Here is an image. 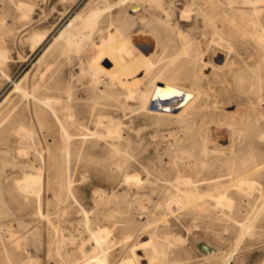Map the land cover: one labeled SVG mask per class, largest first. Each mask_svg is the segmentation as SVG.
<instances>
[{
    "label": "rangeland",
    "instance_id": "1",
    "mask_svg": "<svg viewBox=\"0 0 264 264\" xmlns=\"http://www.w3.org/2000/svg\"><path fill=\"white\" fill-rule=\"evenodd\" d=\"M119 1L0 0V50L7 54L3 69L9 76L0 85V264H149L136 259L148 249L139 245L151 238L167 254L159 264H210L202 259V245L217 249L211 260L264 264V43L256 41L264 23L255 27L236 15L252 9L250 0H213L216 8L209 0ZM90 15L95 27L86 23ZM71 24L77 38L91 36L79 54L62 52L61 35ZM127 37L138 46L112 47ZM155 52L159 67L186 60L192 80L177 82L200 91L201 107L181 117L153 116L143 98H127L126 85L111 83L115 93L90 91L92 63L128 76L146 69V57ZM151 74L139 87L149 86ZM50 81L60 82V127L47 118L31 123L33 99L17 90L22 85L38 95ZM69 96L72 110L63 105ZM17 116L27 119L24 133L13 123ZM61 123L72 135L68 156ZM115 127L120 136L108 137ZM38 173L41 192L35 183L23 184L26 175ZM220 176L226 179L222 186L179 183ZM241 179L254 181L255 188L236 190ZM185 191L206 196L187 202ZM223 192L231 208L213 199ZM99 228L111 234L100 246L91 234Z\"/></svg>",
    "mask_w": 264,
    "mask_h": 264
},
{
    "label": "bare ground",
    "instance_id": "2",
    "mask_svg": "<svg viewBox=\"0 0 264 264\" xmlns=\"http://www.w3.org/2000/svg\"><path fill=\"white\" fill-rule=\"evenodd\" d=\"M127 0H121L117 3V5H122L125 4ZM211 7L212 8H216L218 7L217 3H214L213 0H209ZM89 2V1H88ZM227 2L229 4H234L237 3V1L234 0H227ZM109 4V3H108ZM248 4L250 5L249 8H252L250 10H244V9H239L237 10V14L241 15V17L244 19L245 17L247 18V22L251 23L252 25H254L255 27L259 26V22L262 21L264 23V1L263 0H250L248 2ZM187 5V4H186ZM21 6V5H20ZM190 6V5H189ZM188 6V7H189ZM24 10L28 7H26L25 5H23ZM19 8V7H18ZM21 8V7H20ZM142 8V7H141ZM187 8V7H186ZM189 8H187L188 10ZM191 9V7H190ZM189 9V11H190ZM22 10V8H21ZM29 10V8H28ZM31 10V9H30ZM186 10V9H185ZM135 11V10H134ZM171 11V10H170ZM173 11V10H172ZM188 11V12H189ZM30 12V11H28ZM186 12L187 11H183L182 13V17L186 16ZM26 15L28 14L27 11L25 13ZM24 14V15H25ZM140 14V11L136 14H134V16H137ZM172 14L175 15V13L173 12ZM217 14V13H216ZM25 15V16H26ZM96 15V14H95ZM95 15H90L86 19V23L87 25H90L91 27H95V22L93 21V17ZM168 15V13H167ZM27 17V16H26ZM132 17V16H131ZM226 18H228V15H225ZM234 17V15H233ZM233 17H230L228 19L234 20ZM130 18V17H129ZM26 19V18H25ZM126 20V19H125ZM129 20V19H128ZM181 21L184 22V19H181ZM73 22V21H72ZM84 22V21H81ZM195 22V21H194ZM125 23V21H124ZM145 23V22H144ZM143 23V24H144ZM234 23V22H233ZM261 23V22H260ZM70 24V23H69ZM82 24V23H81ZM85 24V23H83ZM131 24V23H130ZM113 25V24H112ZM146 25V24H145ZM85 26V25H84ZM73 24H71L69 26V29H67V31H64V33L61 35V38L65 39V46L63 47V53H68L70 52L72 49H77V51L80 50L81 45L83 44V41L86 39H89L91 36L88 35H80V38H77L76 35L72 34V30H73ZM87 28V27H86ZM85 28V29H86ZM89 28V27H88ZM87 28V29H88ZM125 26L122 27L120 26L121 32H123L125 29ZM142 28V27H141ZM86 29V30H87ZM112 29V27H111ZM189 29V28H188ZM85 30V31H86ZM134 30V28H133ZM76 31V30H75ZM80 31V30H79ZM81 31H84L81 30ZM84 31V32H85ZM113 31V29L111 30ZM110 31V32H111ZM119 32V30H117ZM67 33V34H66ZM87 33V32H86ZM182 33V32H181ZM76 34V33H75ZM79 34V33H78ZM82 34V33H81ZM88 34V33H87ZM115 33H112V39L114 38ZM128 34V33H127ZM124 35V34H123ZM126 35V34H125ZM130 35V34H129ZM110 36V34H109ZM131 36V35H130ZM124 37V36H123ZM253 37H255L253 35ZM130 38V37H129ZM146 38V36H145ZM56 39V38H55ZM133 39V37H132ZM135 39V38H134ZM255 39V38H254ZM60 41V38L57 39L56 43L58 44V42ZM131 41V40H130ZM128 37L127 38H123L121 39V41L118 42V44H116L115 46H112L113 48L117 49V48H121L124 47L128 44H130L131 46H135L132 45L130 43ZM134 41V40H133ZM145 41V40H144ZM203 41V40H202ZM258 43L262 44L264 43V34H257V40ZM109 41L103 40L102 41V45H106L108 44ZM132 42V41H131ZM93 44V43H92ZM46 45V44H45ZM192 43L190 42L189 44L186 45L185 49L192 47ZM138 46V45H136ZM86 47V46H85ZM144 49V48H142ZM186 51V52H187ZM80 52V51H79ZM185 52V51H184ZM185 52V53H186ZM199 52V51H198ZM201 52V50H200ZM188 53V52H187ZM202 53V52H201ZM261 53V52H259ZM79 54V53H77ZM156 52L152 53L150 55H148L145 59V62H147L149 64V66L144 69V70H138L137 72L130 74L128 76H119L116 74L111 73L110 71H108L107 69L103 68L100 64H94L92 63L91 66H89V68H92L86 71L90 72V78H91V85H89L90 91L92 92V94L95 95H103L105 94L107 91V89H112L110 91H112L113 93H115V89H113L112 87H110L113 82L120 84V86H128L126 87L129 91L126 92V95L128 94L127 98H133L136 97L137 99L139 97L144 99V104H143V108L145 110V112L149 115H153V116H173V117H181V116H186L190 113L193 112V110H195L198 107H201L200 104V99H201V93L200 91H195L193 89H188L184 86H181L178 82L177 79L178 78H188L191 79V73L190 76L187 73L186 70H184L183 66L184 64H186V60L184 61H178V58H173L170 60V62L166 65H162V66H157L156 62H154V56L156 57ZM7 54H5L2 50H0V85L2 84V82L4 81V79H9L8 74L6 73V71L3 69L4 67H7V61H6V56ZM179 55V54H178ZM186 55V54H185ZM199 55V54H198ZM158 56V55H157ZM180 56V55H179ZM197 56V55H196ZM195 56V57H196ZM204 56V55H203ZM60 57V52L56 55H54V59L52 60V63H47L46 66L51 68V66L58 61ZM204 58V57H203ZM229 58V57H228ZM195 58H191V61H193ZM198 60V59H197ZM260 60V59H259ZM200 61V59L198 60ZM204 61V60H203ZM197 63V62H196ZM210 63V62H209ZM191 64V63H189ZM195 64V62H194ZM206 64V63H205ZM212 64V63H211ZM207 65V64H206ZM209 65V64H208ZM207 65V67H209ZM215 64L211 65V68H215L213 67ZM191 66V65H190ZM196 67V66H195ZM203 67L205 68V66L203 65ZM217 67V66H216ZM88 68V67H87ZM203 68V69H204ZM219 68V67H218ZM187 69V68H186ZM202 69V68H201ZM202 69V70H203ZM83 70V69H82ZM189 70V69H188ZM196 70V69H195ZM217 70V69H214ZM85 71V70H84ZM191 71V70H190ZM204 71V70H203ZM202 71V72H203ZM213 71V70H212ZM220 71V70H219ZM237 71V70H235ZM154 73V75L151 74V76H153L151 80V82L149 83V86H145V87H139V82H142V79L148 75L149 73ZM193 72V71H192ZM85 74V72H81V74ZM195 73V71H194ZM143 74L142 78H139V76H141ZM235 75V73H233ZM16 75V74H15ZM37 75V74H36ZM35 75V77H36ZM201 75V74H199ZM212 75V73H211ZM210 75V76H211ZM217 75V74H216ZM199 77V76H198ZM198 77H194V81L196 84H198ZM18 78V77H17ZM151 78V77H150ZM193 78V77H192ZM201 78V77H200ZM209 78V77H208ZM149 79V78H148ZM204 79V78H203ZM202 79V80H203ZM192 80V79H191ZM205 80V79H204ZM112 83V84H111ZM203 83V82H202ZM201 83V84H202ZM203 85V84H202ZM205 87V86H204ZM60 82H47L45 84H43L41 86V88L39 89L38 95H35L34 93L32 94V92L28 91L27 89H24L22 85H17V90L19 92H21L23 94V96L25 98H32L33 99V103L32 105L33 110L31 111V119L30 122L31 123H39L42 124L44 122L43 119L47 118L48 120L52 119V121H54V125L55 126H59L60 127V116H59V108L60 107ZM202 88V87H201ZM206 89V88H205ZM204 89V90H205ZM208 93V92H207ZM206 90H205V94ZM203 94V93H202ZM6 95V94H5ZM201 95V96H200ZM110 98V97H109ZM71 99L70 96L68 98L67 101L63 102L64 105V109L66 110H72V108H74V106L70 103ZM94 101V100H93ZM98 103V102H97ZM134 104V103H133ZM254 106V105H252ZM256 107V106H254ZM261 107V106H260ZM176 109L178 110L176 112ZM90 112V111H89ZM103 113V112H102ZM104 114H102L103 116ZM262 115V114H261ZM104 117V116H103ZM101 118V117H100ZM98 119L99 121H101V119ZM107 118V117H106ZM96 119V120H97ZM105 119V118H104ZM97 120V121H98ZM110 120V119H109ZM27 119H20V117H15L13 120V123L15 125H17L18 128V132H23L28 126L26 125ZM96 123L99 124L100 126H102V122L101 124L100 122ZM108 121V120H107ZM215 121V120H214ZM79 122V121H76ZM216 123V122H215ZM80 124V123H79ZM110 124V123H109ZM108 124V125H109ZM107 125V124H106ZM40 126V125H39ZM62 126V134H63V139H65L67 141V145L66 147L63 149L62 153H64L65 155H69L71 153V144L69 145V143H71L72 140V135L67 131L65 123H61ZM107 128L109 126H106ZM105 127V128H106ZM126 127V126H125ZM194 127V126H193ZM82 128V127H81ZM118 128V127H117ZM116 127L112 129L107 130L106 135L108 137H115V136H120V132L118 131L119 129H117ZM206 128V127H205ZM209 129V128H208ZM27 130V129H26ZM206 130V129H205ZM204 130V131H205ZM43 131V130H42ZM17 132V131H16ZM17 132V133H18ZM25 132V131H24ZM23 132V133H24ZM27 132V136H32V132L31 131H26ZM181 132V131H180ZM16 133V134H17ZM140 133V132H139ZM189 133V131H188ZM203 133V132H202ZM22 133H19V136ZM24 136V135H23ZM26 136V134H25ZM24 136V137H25ZM26 136V137H27ZM96 136V135H95ZM100 136V135H99ZM98 136V137H99ZM22 137V135H21ZM22 137V138H24ZM25 137V138H26ZM104 137V136H103ZM203 137V136H202ZM25 142V141H24ZM181 142V141H180ZM175 143V141H174ZM176 144V143H175ZM179 144V143H178ZM204 147V146H203ZM30 149V148H29ZM25 150V149H24ZM31 150V149H30ZM115 150L117 152L118 149L117 147H115ZM205 150V149H204ZM209 150V149H208ZM231 150V149H230ZM233 150V149H232ZM231 150V151H232ZM204 152V151H203ZM7 154V153H6ZM234 154V153H233ZM3 155V154H2ZM21 155V153H20ZM1 156V155H0ZM25 156V154H24ZM186 156V155H185ZM6 157V156H5ZM182 159V158H181ZM208 159V158H207ZM245 163H248V160H245ZM245 165H243L242 167L244 168ZM68 171V170H67ZM158 173V172H157ZM68 174V173H67ZM180 177V176H179ZM42 177L40 176V174L38 173L37 176H34L32 174L30 175H26V178L23 180V184L24 186L31 187L30 185H32V183L36 184V187H40L41 186V179ZM69 178V177H68ZM178 180H181L180 178ZM183 180V179H182ZM180 181L179 183H183L187 186H191L193 188L198 189L199 186L201 185H212V186H222V183L224 180L226 179H221V176L218 177L217 179H207V180H203V181H192V180H183ZM210 180V181H209ZM177 181V180H176ZM201 182V183H200ZM69 185V184H68ZM71 185V184H70ZM33 186V185H32ZM237 188L236 190H247V191H252L255 188V182L252 180H248V179H241L238 181L237 183ZM30 189V188H29ZM34 191V190H33ZM42 189L39 188L38 192H41ZM32 192V191H31ZM186 195H185V200L187 202H189L190 200H195L198 198H202L204 196H206V194H202L199 193V191L195 192V191H185ZM33 193V192H32ZM35 193V192H34ZM130 193V192H129ZM36 194V193H35ZM127 194V193H126ZM104 197V196H103ZM113 198V197H112ZM116 198V197H115ZM104 199V198H103ZM107 199V198H106ZM128 199V198H127ZM180 199V198H179ZM213 199H215L218 203V207H220L219 205L222 206H227V207H232L233 206V201L231 200L230 197H228V195L223 192V193H218L216 196H213ZM100 200V199H99ZM117 200V198L115 199ZM138 200V199H137ZM119 201V200H118ZM125 202H128L125 200ZM178 202V201H177ZM176 202V203H177ZM182 204V203H181ZM177 206V204H175ZM179 205V204H178ZM183 206V205H181ZM217 206V205H216ZM217 208V207H216ZM169 211V210H168ZM223 211V210H222ZM225 212V211H224ZM226 213V212H225ZM223 215H225L224 213H222ZM231 215V214H230ZM227 216H229L227 214ZM87 219V216H86ZM88 221V220H87ZM80 227V226H79ZM112 233V231H111ZM92 237L94 238V240L96 241V244H98V246H100L102 243L104 244L105 242H107L110 239V232L109 229H103V228H99L97 231H93L92 233ZM176 239V237H175ZM168 240V245L173 246L174 243L170 238H167ZM65 243V242H64ZM108 243V242H107ZM106 244V243H105ZM114 244V243H113ZM62 245V244H61ZM68 245V244H67ZM201 244H199L200 246ZM109 246V245H108ZM140 248H138V250H142V247H146L148 248L147 251H145L143 257H138L137 256V261L140 263V261H148L149 264H159V261L162 259V257L164 255H167L166 252L165 253H161L156 246H154L153 243V238H151V240L149 242H142L140 245ZM138 247V246H137ZM175 247V246H174ZM202 250V259L206 260L208 263L210 264H234L235 259H232L233 257H228L226 258H219L216 260H211L214 257V251H216L217 249L213 248V247H206L204 245H202L201 247ZM134 251V250H133ZM103 254V253H102ZM134 254V253H133ZM230 254V253H229ZM104 255V254H103ZM216 255V254H215ZM230 256H233L230 255ZM136 257V256H135ZM105 258V257H104ZM93 264V263H92ZM105 264V263H104Z\"/></svg>",
    "mask_w": 264,
    "mask_h": 264
}]
</instances>
